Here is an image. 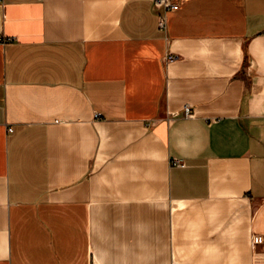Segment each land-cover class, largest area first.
I'll return each instance as SVG.
<instances>
[{
  "label": "crops",
  "instance_id": "crops-1",
  "mask_svg": "<svg viewBox=\"0 0 264 264\" xmlns=\"http://www.w3.org/2000/svg\"><path fill=\"white\" fill-rule=\"evenodd\" d=\"M172 1L0 0V264H264V0Z\"/></svg>",
  "mask_w": 264,
  "mask_h": 264
},
{
  "label": "built area",
  "instance_id": "built-area-1",
  "mask_svg": "<svg viewBox=\"0 0 264 264\" xmlns=\"http://www.w3.org/2000/svg\"><path fill=\"white\" fill-rule=\"evenodd\" d=\"M154 3L156 6L160 7V8H164L167 10H178L180 5L176 2H173L172 0H154ZM166 16L165 15H161L160 17V25L162 27L166 26ZM2 43V41L0 40V44ZM169 60L175 61L176 57L175 56H169ZM184 115L187 117H191L193 116V109L190 106H185L184 108ZM179 163V162H178ZM253 245L255 247L259 246V245H264V235L262 234H255L253 236Z\"/></svg>",
  "mask_w": 264,
  "mask_h": 264
},
{
  "label": "bare ground",
  "instance_id": "bare-ground-1",
  "mask_svg": "<svg viewBox=\"0 0 264 264\" xmlns=\"http://www.w3.org/2000/svg\"><path fill=\"white\" fill-rule=\"evenodd\" d=\"M257 258L259 259V254L257 255Z\"/></svg>",
  "mask_w": 264,
  "mask_h": 264
}]
</instances>
